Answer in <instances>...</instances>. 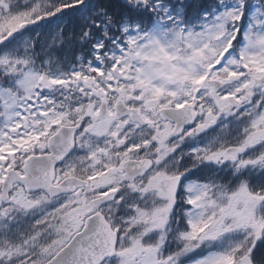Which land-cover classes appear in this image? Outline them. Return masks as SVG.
Segmentation results:
<instances>
[{
  "label": "snow or ice",
  "instance_id": "snow-or-ice-1",
  "mask_svg": "<svg viewBox=\"0 0 264 264\" xmlns=\"http://www.w3.org/2000/svg\"><path fill=\"white\" fill-rule=\"evenodd\" d=\"M0 264H264V0H0Z\"/></svg>",
  "mask_w": 264,
  "mask_h": 264
}]
</instances>
